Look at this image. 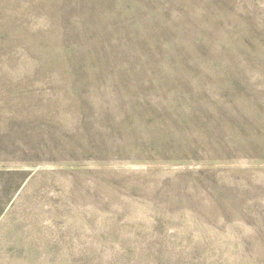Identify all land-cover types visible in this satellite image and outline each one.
<instances>
[{"label": "rangeland", "instance_id": "obj_1", "mask_svg": "<svg viewBox=\"0 0 264 264\" xmlns=\"http://www.w3.org/2000/svg\"><path fill=\"white\" fill-rule=\"evenodd\" d=\"M0 264H264V0H0Z\"/></svg>", "mask_w": 264, "mask_h": 264}, {"label": "trees", "instance_id": "obj_2", "mask_svg": "<svg viewBox=\"0 0 264 264\" xmlns=\"http://www.w3.org/2000/svg\"><path fill=\"white\" fill-rule=\"evenodd\" d=\"M20 174H22V173H20ZM26 179H27V174L23 173L20 183L14 185V187H11V189H10L11 195L7 198L6 203H4V204L2 203L0 206V215H2V213L5 211V209L7 207V202L10 201L14 197V195L20 189V187L22 186L23 182Z\"/></svg>", "mask_w": 264, "mask_h": 264}]
</instances>
